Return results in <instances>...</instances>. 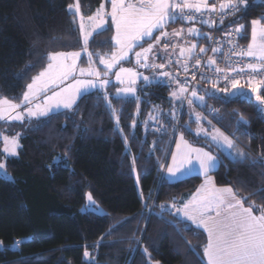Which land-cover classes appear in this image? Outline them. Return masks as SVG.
Here are the masks:
<instances>
[{
  "label": "trees",
  "instance_id": "trees-1",
  "mask_svg": "<svg viewBox=\"0 0 264 264\" xmlns=\"http://www.w3.org/2000/svg\"><path fill=\"white\" fill-rule=\"evenodd\" d=\"M76 1L82 15L90 17L105 0H0V98L22 103L27 85L48 63L46 54L85 48L70 10ZM262 18L264 0H248L228 22L244 24L248 43L251 21ZM105 29L88 43L93 56L114 49L112 20ZM81 62L87 64L86 57ZM195 85L205 93L203 111L215 110L214 123L240 143L248 160L234 162L199 143L197 122L188 123L186 110L181 113L174 103L173 83L141 81L133 98L115 97V83L85 94L72 110L23 133L18 156L7 159L13 180L0 177V264H206V233L186 230L189 223L159 208L194 193L204 181L198 174L175 182L164 176L173 137L184 127L191 143L222 161L210 173L217 186L247 197L246 207L252 202L264 206V164L252 165L264 158V113L252 98L212 95L205 91L211 84ZM103 91L114 115L101 98ZM153 113H159L163 131L149 125ZM3 157L0 137V162ZM88 193L106 216L83 210ZM18 240L22 243L16 246ZM189 245L196 246L195 253Z\"/></svg>",
  "mask_w": 264,
  "mask_h": 264
},
{
  "label": "snow or ice",
  "instance_id": "snow-or-ice-1",
  "mask_svg": "<svg viewBox=\"0 0 264 264\" xmlns=\"http://www.w3.org/2000/svg\"><path fill=\"white\" fill-rule=\"evenodd\" d=\"M111 4V12L107 13L111 20L115 24V45L116 51L111 54L110 59H103L99 57L100 63L105 67V78L101 79V73L97 71L91 65L93 64L92 53H87L88 63L90 67L77 69V60L81 56L80 52H52L46 54L48 63L44 70L40 71L35 77L32 78V82L27 85V91L22 95V103L16 104L7 98H0V119L7 118L9 120L24 119V114L16 112L11 115L16 109L25 106V112L29 117H50L51 115L61 114V109H71L76 103L77 96H83L88 94L92 89L104 90L106 86L112 83L107 78V71H111L117 67L122 61L129 59V53H133L136 57L137 64L143 61L142 66L145 68H164L163 64L155 65L147 63L148 53L153 49V45L149 44L147 48H143L141 42H147L149 39H155L157 43L160 37H168V33L164 31L166 25L170 22H175L178 19H184L192 21L195 19L191 12L186 10H195V13H203V10H209L216 12L217 4H208L207 0H196V2H190V0H182L180 3H175L173 0H138L137 3H126V0H109ZM240 4L247 6V0H240ZM240 4L232 3L229 0L228 4L221 3L219 9L221 13L224 8H231L233 11L231 15H235L240 10ZM71 7V6H70ZM76 8H79V4H76ZM103 4L96 11L93 16L88 17V20L92 28L96 31V34L106 31L103 28L105 21L103 16L105 15ZM262 19H256L251 21V43L247 46L246 51L237 53L238 56H246L257 59L258 63L246 64V69L250 70L253 74L264 73V22ZM98 21V22H97ZM208 23L209 21H204ZM215 23V21H211ZM221 23L223 21L221 20ZM243 27V26H241ZM79 30L83 33V44L86 47L89 37L92 32L84 30V18L80 17ZM158 31L160 36H153V33ZM237 33L241 31L240 28L235 29ZM188 32L195 35H203L196 29L190 28ZM174 35L179 36L181 32L177 31ZM207 38V37H205ZM140 47L142 51L136 52L135 48ZM166 47V46H165ZM196 48L193 44L189 49H181V55L187 51L191 53ZM200 53H205L207 49L200 48ZM213 52L219 51V49L213 48ZM200 65V61L196 60V66ZM215 60L208 59L206 61L207 67H213ZM35 67V65H29V68ZM183 70L188 71L185 65ZM214 71L222 76L225 81H228V74L224 69L216 67ZM232 73L245 72L244 67H233L230 69ZM80 77H89L87 79H79ZM115 80L123 84L125 82L124 77H127L129 86L120 88L114 94L115 97H120L123 94H130L135 92V88L132 84H135L137 73L133 69L120 67L119 71L114 72ZM161 76L168 77L167 72H161ZM19 78H23V74H20ZM72 79V83L66 84L65 82ZM142 79L148 83V77H142ZM195 80V75L192 77ZM201 79H207L211 84V89H205L210 94L215 95L216 92H222L229 95H236L237 93L243 94L245 85L241 84L239 79H231L230 86L225 88H217L218 80L213 81L208 78L205 73H201ZM62 85H64L62 87ZM188 82L179 86V93L173 92L172 96L184 103L186 97L184 93L188 92ZM195 85L194 87H198ZM264 86V77L259 81L249 80L247 82V88L251 90V93H255V99L261 105H264V95L259 94V89ZM190 93L191 98H187V103H192V98L203 103L204 97L198 96L194 90ZM50 93V94H49ZM42 97V103H36L34 107H28L32 104L34 99ZM101 98L105 100V103L110 111L114 115L115 109L112 108L111 102L108 99L106 91L102 92ZM213 111H215L213 109ZM118 121V117H114ZM199 114L196 115V121H200ZM241 119H243L241 117ZM210 123V122H209ZM245 123H247L245 121ZM119 131V129H117ZM215 135L207 132L204 128L196 130V134H204L212 142H214L218 148L228 149V155L234 162L243 163L249 159V156L242 151H232L235 147L233 142L217 129H213ZM5 141V153L12 155L15 154L18 147V141L13 138L9 140L8 137H3ZM181 143H177V152L172 155V165L168 168V172L173 175L183 174L190 171L193 167H197L198 170H202L205 174L209 169H217L218 165L222 161H218L211 153L205 152L200 148H191L187 145L186 141H183L181 135ZM193 153L195 157L193 159ZM61 158H57L55 163H60ZM134 162V161H133ZM256 163L264 164V158L256 159L252 161L254 166ZM0 173L7 176L4 171V164L0 163ZM88 201L96 208L98 213L102 210L95 204L92 195L88 194ZM244 199L240 198L232 187L223 186L217 187L211 179H206L205 183L200 185L196 193L190 200L183 203L181 208H177L175 204L169 205L168 210L173 211L175 214L182 215L185 220L190 222L186 225V230H192L193 227L197 229H203L207 232V244L203 248V255L207 258L206 264H264V206L255 205L254 202L250 203L247 207L244 205ZM164 210L165 206H160ZM259 213H254L253 209ZM105 216L107 213H103ZM184 222V221H182ZM110 234V233H109ZM194 234H196L194 232ZM2 243V242H0ZM16 246H19L22 241H14ZM190 250L195 253L196 246L189 245ZM145 255L147 250L144 249ZM89 254L86 252L85 256ZM158 264V262H157Z\"/></svg>",
  "mask_w": 264,
  "mask_h": 264
},
{
  "label": "rangeland",
  "instance_id": "rangeland-1",
  "mask_svg": "<svg viewBox=\"0 0 264 264\" xmlns=\"http://www.w3.org/2000/svg\"><path fill=\"white\" fill-rule=\"evenodd\" d=\"M137 2H138V0H126V3H137ZM77 3L78 2L76 1V3L71 6L70 10L73 11L76 14V16H77L76 17V23H77V25L79 27L80 17L83 16V15H82L80 6H79L78 9L76 8V4ZM102 4H103V8H104L105 13H106L103 16V20L105 21V23L103 24V28H106L107 27L108 20L109 19L111 20L110 16L107 14V13H110L111 12V4H110L109 0H105ZM100 7H98L96 9V11ZM96 11L94 12V14L96 13ZM83 18H84V30L85 31L92 32V35L89 37V40H88V43H89V41L92 39V37L96 34V31L92 28V26H91V24H90V22L88 20V17L83 16ZM112 23H113L114 29H115V24H114L113 21H112ZM170 23H168L167 25H169ZM115 34H116V32H115ZM115 34H114V37H115ZM156 34H158V36H160V33L158 31L154 32L153 33V36L155 37ZM81 35H82V41H83V33L82 32H81ZM160 38H162V36ZM249 41L251 43V31H250ZM141 43L143 45V48H147L149 44H152L153 45L152 51L150 53H148L147 63H149V64H155V65H160V64H163L164 63V65L165 64L168 65V60L166 58V54L160 49L159 44L157 43V41L155 39H149L147 42H141ZM113 44H114V49H113V51L111 53L99 54V57H102L103 59H110L111 54L116 51V45H115V39L114 38H113ZM87 46H88V44H87ZM134 51L139 52V51H142V49L140 47H137V48L134 49ZM72 52H74V51H72ZM75 52H80L81 53V56L77 60V69L90 67V65L88 63V57H87V53L90 52L89 49H88V47H86V51H85V48H84L81 51H75ZM161 54H162V57H161ZM83 57H86L87 64H82L81 61H82V58ZM92 60H93V64L91 66L94 67L97 71H99L101 73V77H100L101 79L105 78L106 69L100 63V59L98 58V56L97 55H95V56L92 55ZM127 62H129L130 65L125 64ZM142 64H143V61H141L140 64H137L135 55L133 53H129V59L127 61H122L117 67H115L111 71H107V78L110 79L112 81V83H115L117 85L116 92L120 88H124V87H128L129 86L127 77H124L125 82L123 84H121L120 82H118V81L115 80V76L113 75V73L119 71V68L120 67L133 69V71L138 74L137 77H136V80H135V84H132L131 85L132 87L135 88V92L134 93H130V94H123L120 97H128V98L129 97H131V98L136 97L137 96V85H138L139 82L144 81L142 79V77H148L149 78V82H152V81L158 80L159 77H160L161 72H164L163 71V68L162 69H160V68H145V67L142 66ZM76 77L79 78V79H87V78H89V77H86V76L85 77H80L79 74H78V72L76 74ZM161 78H166V77H161ZM161 78L159 79L160 81H161ZM167 78L173 84H175L176 87L173 90V92H177V95L179 96L180 95V93H179V86L181 84L178 82V79L179 80H182L184 78L183 77L180 78L179 75H177L174 78L170 75ZM72 82L73 81L70 78L68 81L65 82V85L66 84H70ZM112 83H110V84H112ZM109 85H107L106 88ZM63 86L64 85H62V87ZM193 87L190 90L188 88V92L183 94V96L186 97V99L184 100V103L183 104H181L178 99H176V98H174L172 96L173 99H174V103H176V102L178 103L177 105L180 108V112L182 113L184 110H186L187 117H188V119H187L188 120V123L190 121H192V120L196 121V115L199 114V116L201 118L200 121H199V123L205 122L209 126L208 128H205L208 133H210L212 135H215L216 133L213 132V129L219 130L220 133H222L224 136H227L233 142V144H234L235 147L232 149V151H242V152H244L243 149H242V146L240 145L239 142L236 141V139H234V138L230 137L229 135H227L226 131H223V129H221L218 125H216L214 123L213 119L210 118L208 116V114L204 113L205 111H203V107L205 105V99L206 98H205V93H203L202 89L199 88V86L198 87H194V90L197 92L198 96H203L204 97L203 103L197 101L194 98H192V103L190 105L187 103V96H188V98H191L190 93L193 91ZM104 90H106V89H104ZM245 90L246 91H244L243 94L237 93L234 96L233 95H230V96H232V97H238L239 96V97H242V98H252L262 108L263 113H264V105H261L258 101H256V99H255V95L256 94L255 93H251V90L249 88H247V86H245ZM93 91H96V89H92L90 92H93ZM216 93H220V92H216ZM259 94L260 95H264V89L262 87H260V89H259ZM81 97L82 96H77L76 97V103L73 105V107L71 109H61L60 111L72 110L76 106L77 102L79 101V99ZM3 98H5V97H3ZM36 103H42V97H40L38 99H34L32 101V104L27 105V106L28 107H34V105ZM19 104H21V103H19ZM16 112H20V113H23L24 114V119L22 121H20V120H9L7 118L0 119V123L2 121H6V123H4L3 126L0 127V137L3 140V154H4L3 160L0 163H3L4 164V171L7 173V176H5L3 173H0V177L5 178V179H8V180H13V175L7 169V166H6L7 159L10 158V157H16V156H18L19 150L21 148V137H22L23 133H25L30 128H32L35 125H37L41 120H45V119L48 118V117H40L38 119L36 117H29L26 114V112H25V106H23V105L21 106V108L16 109L14 112H12L11 115L14 116L16 114ZM180 118H181V114H179L177 116L176 128L180 124V121H181ZM148 120H149V125H151V128L153 130H156V131H163L164 130V125H163V123L159 119V113H153L149 117ZM182 129L183 130H181L177 135H175L173 137L172 148H171L170 154L168 156L167 162H166V164H165V166L163 168L164 176L166 178H168L169 180H171V181H176V180H179V179H183V178H186V177L195 175V174L201 175L203 177H209V176H211L210 173L213 170H215V169H209V171L207 172V174H205L202 170H198L197 167H193L190 171L184 172L183 174L173 175L172 173H169L168 172V168L171 167V166H173L172 165V155L177 152V148H176L177 143H181L182 144V147H183V142L181 141V135L183 136V141H186L187 142V145H189L191 148H200V149H203L204 150V148L202 146H198V145H195V144L191 143L186 138L185 134L183 133L184 127ZM3 137H8L9 140L15 138L18 141V147L16 148L15 154L9 155V154L5 153V151H4V149H5V141H4ZM197 137L200 139L199 140V143H201V142L202 143H208V144L212 145L218 152H221L224 155H226L227 157H229L230 159H232L228 155V149H226V148L225 149L218 148L217 145L214 142H212L209 138H207L204 134L197 135ZM204 151L205 152H208L206 150H204ZM192 155H193V159H194L195 153H193ZM217 160L219 161L218 158H217ZM88 194H87V197H88ZM95 204L98 205L99 208L102 210V212L99 213V214L106 213V210H105V208L102 205H100L96 201H95ZM83 210L84 211H94V212L98 213L97 210H96V208L93 207L90 204V202L88 201V198H87V201H86V204H85ZM87 253L89 254V252H87ZM86 258L88 259L89 258V255Z\"/></svg>",
  "mask_w": 264,
  "mask_h": 264
},
{
  "label": "built area",
  "instance_id": "built-area-1",
  "mask_svg": "<svg viewBox=\"0 0 264 264\" xmlns=\"http://www.w3.org/2000/svg\"><path fill=\"white\" fill-rule=\"evenodd\" d=\"M222 2V0H213L212 4H217L216 12L203 10V13H195V10H186V13L190 11L191 14L194 15L195 19L192 21H187L184 19H178L175 21L183 24L194 25L198 28V32L203 34L199 35L197 38V46L191 52V55L184 64V66L186 65L188 68V71L184 72L187 76L189 90L198 82L210 84L207 79H201V73H205L206 76L211 78L213 81L218 80L219 82L217 85L223 86L224 88L230 86L231 79H239L241 84L247 86V82L249 80L259 81L262 77H264V73L253 74L250 70L246 69V64L258 63L259 61L257 59L237 55V53L241 52L242 50L246 51L247 46L249 45V43H246L243 40L245 36L244 24L239 22H228L230 19L238 15L245 6L240 4V0H231L232 3L240 4V10L236 12L235 15H231L227 13H231L233 9L227 7L224 8L223 12L221 13L219 5ZM221 20L223 23H221ZM204 21L209 22L205 23ZM211 21H215V23H211ZM238 28L241 29L239 33L235 31V29ZM158 44L160 49L166 54L167 60L170 63H175L177 61L176 51L179 47L177 40L160 38ZM200 48H205L207 51L205 53H200ZM213 48L219 49V51L213 52ZM208 59L215 60V65L213 67L205 66ZM196 60L200 61L199 66H196ZM216 67L225 70V73H227L229 77L228 81H225L222 76L214 71ZM233 67H244L245 72L232 73L230 69ZM193 75H195V80L192 79ZM161 81L167 84H172L168 78H161ZM214 112L215 111L210 110L209 112L204 113L208 114V116L213 119ZM161 205L165 206L163 211L169 212L172 215L175 214L173 211L168 210L170 203H161L159 205L160 209ZM152 207H154V204Z\"/></svg>",
  "mask_w": 264,
  "mask_h": 264
},
{
  "label": "crops",
  "instance_id": "crops-1",
  "mask_svg": "<svg viewBox=\"0 0 264 264\" xmlns=\"http://www.w3.org/2000/svg\"><path fill=\"white\" fill-rule=\"evenodd\" d=\"M223 2L222 3H224V4H227L228 2H229V0H222ZM173 2H175V3H180V2H182V0H174ZM190 2H196V0H190ZM207 2H208V4L209 5H211L212 4V2H213V0H207ZM190 28H194V29H196L197 31H198V28L196 27V26H194V25H190V24H182V23H176V22H171L169 25H166V27H165V29H164V31H166L169 35H168V37H162V38H168V39H172V40H177V42H178V44H179V47H178V49H177V51H176V58H177V61L175 62V63H169L168 62V65H164V63H163V65L165 66L164 68H163V71L164 72H167L168 74H169V76L171 75L172 76V72H173V68H174V71H175V73L177 74V75H179V77L181 78V77H183L184 79H182V80H180V84L181 85H183V84H185L186 83V75H185V72H184V70H183V68H184V64H185V61L189 58V56L191 55V53H189V52H185L184 53V55L182 56L181 55V49H189V48H191V46L193 45V44H195L196 46H197V38L199 37V35H195V34H191V33H189L188 32V29H190ZM177 31H179V32H181V35H179V36H176V35H174V33L175 32H177ZM156 36H158V34H156L155 35V37ZM249 44H250V41L248 42ZM161 57H162V54H161ZM170 65H172L173 66V68L170 66ZM161 77H163V76H161V74H160V77H159V79L161 78ZM263 89H264V86H261ZM197 122V121H196ZM205 125V126H204ZM209 126H208V124H206L205 122H202V123H199V122H197V129H199V128H208ZM220 127V126H219ZM221 128V127H220ZM221 129H223V128H221ZM223 131H225L224 129H223ZM227 133V132H226ZM227 135H229L228 133H227ZM230 137H232L231 135H229ZM232 138H234V137H232ZM235 139V138H234ZM243 149V148H242ZM204 150H206V151H208L209 152V150H207V149H205L204 148ZM244 151V150H243ZM245 152V151H244ZM209 153H211V152H209ZM212 154V153H211ZM213 155V154H212ZM214 156V155H213ZM215 157V156H214ZM219 166V165H218ZM168 179V178H167ZM206 179H211L213 182H214V184H215V181H214V179H213V177L212 176H209V177H204V181H203V183L202 184H204L205 183V181H206ZM169 180V179H168ZM180 180V179H179ZM169 181H171V180H169ZM176 181H178V180H176ZM171 182H175V181H171ZM201 184V185H202ZM216 185V184H215ZM217 186V185H216ZM200 187V186H199ZM217 187H219V186H217ZM196 193V191L194 192V193H192V194H190V195H187V196H183V197H181V198H176L175 199V202H173V203H170V205H172V204H175L176 205V207L177 208H181L182 207V205H183V203H186L188 200H190L191 198H192V196L194 195ZM246 207V206H245ZM177 218H179V219H181V220H183V221H185V222H187V223H190V222H188L187 220H185V218L182 216V215H177V214H174ZM258 215V214H257ZM201 230H203V229H201ZM205 233H206V235H207V232L205 231V230H203ZM204 258H205V261L207 262V258L204 256ZM87 259V258H86ZM87 260H89V258L87 259Z\"/></svg>",
  "mask_w": 264,
  "mask_h": 264
}]
</instances>
